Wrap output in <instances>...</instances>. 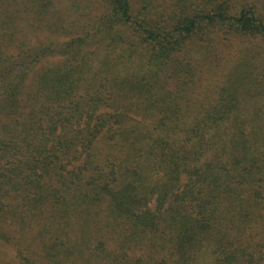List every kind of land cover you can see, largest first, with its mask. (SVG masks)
I'll use <instances>...</instances> for the list:
<instances>
[{
	"label": "trees",
	"instance_id": "16d2710c",
	"mask_svg": "<svg viewBox=\"0 0 264 264\" xmlns=\"http://www.w3.org/2000/svg\"><path fill=\"white\" fill-rule=\"evenodd\" d=\"M50 2L29 0L38 24ZM100 2L63 42L15 37L0 10V241L50 264H152L129 254L144 241L176 264H264V53L230 55L205 103L187 59L214 29L264 42V0Z\"/></svg>",
	"mask_w": 264,
	"mask_h": 264
},
{
	"label": "rangeland",
	"instance_id": "374dc122",
	"mask_svg": "<svg viewBox=\"0 0 264 264\" xmlns=\"http://www.w3.org/2000/svg\"><path fill=\"white\" fill-rule=\"evenodd\" d=\"M25 1V3H24ZM142 0H134L135 6L139 7ZM156 6H162L167 12L173 11L174 0H146ZM29 0H0V10L8 9L12 12L14 28L12 33L17 38H25L30 43L36 41L49 42L50 40L67 41L71 38L78 37L82 34L81 29L85 26L92 25L100 14L103 13V5L100 0H51L50 7L46 14L41 16L42 23H37V17L32 13L33 8ZM22 3V5H21ZM24 3V4H23ZM172 6V7H171ZM19 22H17L18 20ZM40 19V17H39ZM46 24V25H45ZM218 31L220 38L218 43L206 50H200L189 46L187 59L195 69V75L192 79L194 82L192 91H188L190 101L196 103H205L215 95L224 69L232 63V56L238 55L236 50L245 49L254 53H264V42L258 39L248 37L231 38V43L234 44L233 49L225 47L226 35L222 34L219 29H214L212 32ZM133 40V39H132ZM135 42V40H133ZM133 42V43H134ZM222 42V43H221ZM136 45V43H134ZM201 44V43H199ZM215 46V48H214ZM141 49V46H137ZM231 51L233 53L231 54ZM234 51L236 53H234ZM230 55H232L230 57ZM239 56V55H238ZM236 56V58L238 57ZM51 61L48 60V63ZM258 74L264 75V72L257 71ZM259 76V75H258ZM260 78V77H259ZM263 79V80H261ZM261 83L264 82V76L261 77ZM109 232L107 237L111 238L108 246L111 249L118 250L119 243L115 242V234ZM158 245H153L152 242L144 241L138 243L129 250V254L134 257H141L146 262L156 264L158 260H163V264H176V258L170 255L171 250L166 246H162L164 252H160ZM264 252V250H263ZM21 254V255H20ZM0 264H50L43 253V248L39 243L31 242L22 245L6 244L0 241Z\"/></svg>",
	"mask_w": 264,
	"mask_h": 264
}]
</instances>
